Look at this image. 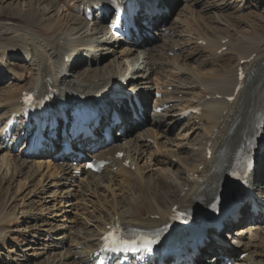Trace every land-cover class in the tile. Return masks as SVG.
<instances>
[{
    "label": "bare ground",
    "instance_id": "obj_1",
    "mask_svg": "<svg viewBox=\"0 0 264 264\" xmlns=\"http://www.w3.org/2000/svg\"><path fill=\"white\" fill-rule=\"evenodd\" d=\"M24 1L25 11L0 5V124L20 108L26 92L38 89L45 95L54 88L62 96L105 102L121 80L128 81L127 97L112 101L124 116L126 135L115 136L92 157L111 162L100 175L86 171L83 163L54 162L50 153L29 159L0 147V169L10 167L0 180V186L8 185L0 196V264H87L115 222L155 229L166 225L176 208L208 207L264 113V37L258 32L264 30L254 26L264 22V0H158L170 14L147 19L157 29V40L150 44L144 38L118 43L107 25L86 24L83 6L109 5L111 0ZM181 2L188 19L198 18L207 27V37L202 30L191 32L193 37L182 30V12L166 24L165 33H158ZM231 61H236L234 67ZM241 70L246 74L242 83ZM11 78L17 82L2 88ZM214 80H223L224 86L214 87ZM239 85L245 87L229 103ZM156 91L163 97L155 99L149 112ZM116 92L123 95L118 87ZM135 96L141 97L146 113L145 123L133 127L128 104ZM169 104V110L155 111ZM189 108L201 109L200 115L178 124L180 113ZM94 142L82 143L84 154ZM256 158L254 185L264 205V146ZM220 159L225 169L219 170ZM18 178L25 183L16 185ZM36 198L44 207L32 211ZM249 208L245 203L236 212L243 217L239 224L230 226L231 221L213 232L194 263L221 264L220 255L241 250L249 255L242 261L233 257L237 264H264V229ZM246 217L252 220L247 223ZM227 243L235 247L227 248Z\"/></svg>",
    "mask_w": 264,
    "mask_h": 264
},
{
    "label": "rangeland",
    "instance_id": "obj_2",
    "mask_svg": "<svg viewBox=\"0 0 264 264\" xmlns=\"http://www.w3.org/2000/svg\"><path fill=\"white\" fill-rule=\"evenodd\" d=\"M0 5H3L4 3H5V6H9V5H11L12 7L13 6H15V7H19L22 11H25L26 10V4H27V2H25L24 0H0ZM183 6V3L181 2L180 4H178L176 7L177 8H175V10H174V12L172 13V15L175 13L176 14V16H175V18L181 13V14H183V15H181V18H182V20H185V26L183 27V29L182 30H186L188 33H189V35H191L192 36V34H191V32L194 34V35H196L197 33L196 32H198L199 30H202L203 31V33L206 35V37L209 35V30L207 29V27L202 23V22H200L199 21V19L197 18V19H195V20H192V19H188V17L189 16H186V15H189L185 10H184V8L182 7ZM171 15V16H172ZM171 16L169 17V18H167L166 19V22L167 23H171L173 20L171 19ZM264 16V15H263ZM264 20V19H263ZM261 25V24H263L261 27L259 26V25ZM202 25V26H201ZM204 25V26H203ZM255 27L256 26H258V29H261V30H264V22H257V24L256 25H254ZM189 28H192V29H189ZM198 30H197V29ZM204 28V29H203ZM190 30H192V31H190ZM260 34H261V36L260 37H264V36H262V34H264V32L263 31H258ZM262 32V33H261ZM193 37V36H192ZM235 64H236V61H231V67H234L235 66ZM221 66H222V63L220 64ZM11 77V76H10ZM9 80V81H8ZM15 82H17V81H15ZM15 82H13V80H12V78L11 79H7L6 80V82H5V85H3L2 86V88H8L10 85V83H14L15 84ZM7 85V86H6ZM221 86H224V83H223V80H214V87H221ZM169 89H171V88H169ZM214 104L216 103L215 101L213 102ZM257 110H258V108H257ZM182 127V125H180L179 126V128L177 127V129H176V131H174L172 134H171V136L172 137H176L179 133H180V128ZM2 157H3V154L0 156V168H1V161H2ZM4 167H3V169H0V180H1V178L3 177V175L4 174H6V172L7 171H4V170H6L7 169V167L8 166H6V165H3ZM6 166V167H5ZM8 168H10V167H8ZM3 173V175H1ZM10 174L11 173H8V177L10 176ZM38 180V179H37ZM21 181V184H23V183H25V180H24V178H18V179H16V185H18L19 184V182ZM0 183H1V181H0ZM3 187H4V189H6L7 188V186L8 185H4V183H3V185H2ZM2 186H0V196H3V195H1V191H2ZM31 190V189H30ZM29 190V191H30ZM29 191H25L24 193H23V195H25L27 192H29ZM5 196V195H4ZM21 197H23L22 195H21ZM28 200V199H27ZM1 197H0V204H1ZM26 202V204H28V201H25ZM35 202H36V204H38L37 206H35L34 207V209L32 210V211H35L36 209H42L44 206L42 205V203H43V201L39 198H36V200H35ZM4 206V204L2 205V207ZM1 207V206H0ZM70 207H72V206H70ZM69 207V208H70ZM20 209V208H19ZM19 209H17V211H18V215H17V217L19 216ZM22 215V214H21ZM74 215H71V218L73 217ZM24 218H22V220H23ZM27 224L26 223H22V228H26L27 226H26ZM25 230H27V229H25ZM18 236V235H17ZM16 237V236H15ZM19 253V252H18ZM33 264V263H32Z\"/></svg>",
    "mask_w": 264,
    "mask_h": 264
},
{
    "label": "snow or ice",
    "instance_id": "obj_3",
    "mask_svg": "<svg viewBox=\"0 0 264 264\" xmlns=\"http://www.w3.org/2000/svg\"><path fill=\"white\" fill-rule=\"evenodd\" d=\"M252 161H250V166L252 165ZM89 167H92V165H89ZM212 207L215 209L216 205L213 204ZM104 240L106 244H109L111 246V249L113 251H137V250H143L147 252H151L153 245L157 243L155 239H141L137 242L129 243L125 241L123 238H117L114 234H109L108 236L104 237Z\"/></svg>",
    "mask_w": 264,
    "mask_h": 264
}]
</instances>
